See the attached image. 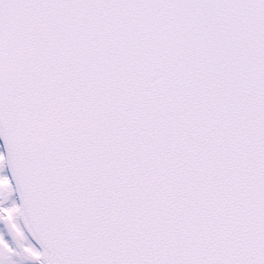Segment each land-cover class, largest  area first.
I'll return each instance as SVG.
<instances>
[{"label":"snow or ice","instance_id":"1","mask_svg":"<svg viewBox=\"0 0 264 264\" xmlns=\"http://www.w3.org/2000/svg\"><path fill=\"white\" fill-rule=\"evenodd\" d=\"M0 264H264V0H0Z\"/></svg>","mask_w":264,"mask_h":264}]
</instances>
